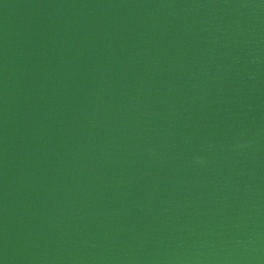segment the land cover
<instances>
[{
    "label": "water",
    "instance_id": "95a60500",
    "mask_svg": "<svg viewBox=\"0 0 264 264\" xmlns=\"http://www.w3.org/2000/svg\"><path fill=\"white\" fill-rule=\"evenodd\" d=\"M0 264H264V0H0Z\"/></svg>",
    "mask_w": 264,
    "mask_h": 264
}]
</instances>
